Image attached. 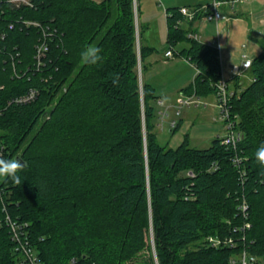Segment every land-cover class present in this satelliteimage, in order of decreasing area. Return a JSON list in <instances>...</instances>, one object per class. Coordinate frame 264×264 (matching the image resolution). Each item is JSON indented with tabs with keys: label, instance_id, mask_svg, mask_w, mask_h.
<instances>
[{
	"label": "trees",
	"instance_id": "obj_1",
	"mask_svg": "<svg viewBox=\"0 0 264 264\" xmlns=\"http://www.w3.org/2000/svg\"><path fill=\"white\" fill-rule=\"evenodd\" d=\"M166 12L168 45L186 42L176 54L197 71L180 92L215 96L217 48L187 36L193 22L176 27L178 7ZM261 41L250 80L232 77L236 146L216 137L205 149L186 139L166 148L155 133L159 96L138 80L153 48L133 0H0V158L22 162L19 184L0 180V264L22 259L6 216L27 225L42 264H231L242 250L264 263ZM89 45L100 49L96 65L81 61ZM29 90L32 100L10 104ZM211 236L233 246H211Z\"/></svg>",
	"mask_w": 264,
	"mask_h": 264
},
{
	"label": "rangeland",
	"instance_id": "obj_2",
	"mask_svg": "<svg viewBox=\"0 0 264 264\" xmlns=\"http://www.w3.org/2000/svg\"><path fill=\"white\" fill-rule=\"evenodd\" d=\"M92 1L101 2L102 0ZM210 1L176 0V4L177 6L183 4L192 6ZM162 3L163 6L156 0H133V9L135 25L139 30L141 42L143 45L153 48L146 57L151 63V69L145 66L139 71L137 66L139 83L142 80L145 82L144 79L148 77L155 84V94L166 99V93L171 96V94L177 93L181 87L183 88L192 82L196 71L183 57L175 55L182 48L187 47L186 42L174 45L173 51L175 53L173 57L164 59L163 53L170 46L167 42L165 20L167 0H163ZM233 11L236 16L220 20L217 29L214 24L207 23L206 26L198 30L201 42L206 43L209 40L211 45L218 49L221 73L223 78L226 79L228 89L232 88V81L230 80L232 74L229 76L232 66L240 65L243 55L252 59L262 51L264 0H243L234 9L228 8L226 14H233ZM202 100L207 103L206 106L184 107L181 110L178 117L179 124L173 131L168 132L166 129H159L157 120H155V133L158 144L166 148H176L186 139L189 147L205 149L211 145L213 139L223 137L225 127L217 119L218 109L214 107L216 103L215 96L211 95L202 98ZM154 106L157 109L156 104ZM258 263L264 264L263 257L258 258Z\"/></svg>",
	"mask_w": 264,
	"mask_h": 264
},
{
	"label": "built area",
	"instance_id": "obj_3",
	"mask_svg": "<svg viewBox=\"0 0 264 264\" xmlns=\"http://www.w3.org/2000/svg\"><path fill=\"white\" fill-rule=\"evenodd\" d=\"M161 6H163V0H156ZM243 0H211L208 3H201L196 6H180L178 7V13L181 20L176 22V27L182 24H187L193 22L195 25L198 22L202 23H214L217 29L218 22L222 19H227L226 11L227 9H234V7L241 3ZM11 3L19 5H29L30 0H10ZM165 15L168 16V13L165 9ZM165 16V17H166ZM188 37L195 39L199 42L200 37L196 32L189 33ZM218 42V41H217ZM207 45H211L208 41ZM46 45L43 43L37 48L36 58L40 60V55L45 52ZM218 50V49H217ZM172 48H169L164 56L167 58H172L174 55ZM251 66V59L242 56V61L240 65L232 66L231 72L233 76L240 77L244 72L248 71ZM196 71V70H195ZM197 73V71H196ZM35 92L29 90L27 93L22 96L15 97L10 104L12 103H24L32 100L34 98ZM232 95V91L228 89L226 80L222 77L216 83V94L215 100L216 103L214 107L218 109L217 119L224 125L225 134L221 138L220 143L224 146L235 147L236 144L241 139L240 132L236 129V116L230 114V107L228 105V98ZM206 106L207 103L203 102L202 98L197 97L195 94H185L180 93L177 100L173 105H165L162 101L157 100L156 106V116H157V126L159 129L167 130L168 132L174 129L177 126L179 121L178 117L181 114V110L184 107H199ZM0 148V156H1ZM234 163H238L239 160L235 157L233 159ZM191 175V174H190ZM242 209L245 210V205L242 206ZM6 227L9 230L10 240L14 244L13 249L15 253H18L22 259L17 264H42L39 260V257L32 247L29 241L28 231L26 230L27 225L23 223H18L17 221L11 220L8 216L5 218ZM249 226V225H247ZM1 227V222H0ZM208 243L211 246H233V240L231 238L220 239L218 237H208ZM231 264H259L258 258L254 255H250L245 250H242L237 255H233L230 258Z\"/></svg>",
	"mask_w": 264,
	"mask_h": 264
},
{
	"label": "clouds",
	"instance_id": "obj_4",
	"mask_svg": "<svg viewBox=\"0 0 264 264\" xmlns=\"http://www.w3.org/2000/svg\"><path fill=\"white\" fill-rule=\"evenodd\" d=\"M81 61L86 65H96L101 61L100 49L95 45H89L80 52ZM255 161L261 169H264V143L260 144L254 153ZM22 168V162L18 159L0 158V180L10 179L14 183L19 184L21 177L18 170Z\"/></svg>",
	"mask_w": 264,
	"mask_h": 264
},
{
	"label": "crops",
	"instance_id": "obj_5",
	"mask_svg": "<svg viewBox=\"0 0 264 264\" xmlns=\"http://www.w3.org/2000/svg\"><path fill=\"white\" fill-rule=\"evenodd\" d=\"M199 4H201V3H199ZM196 5H198V4H195V5H192V6H196ZM181 6H190V5H186V4H183V5H181ZM172 7H180V6H177V4H176V0H167V6H166V8H172ZM165 8V9H166ZM226 13V12H225ZM227 15V19H229V18H233L234 16H236V13L233 11V14L231 13L230 15H228V14H226ZM206 24L207 23H202V22H198V23H196L194 26H193V28L195 29V31H196V33H197V35L199 36V34H198V30H199V28H202V27H204V26H206ZM212 24H214V23H212ZM215 25V24H214ZM215 28H216V26H215ZM209 41V40H208ZM143 44V43H142ZM169 49V48H168ZM167 49V50H168ZM167 50H165L164 51V53H163V57H164V59H171V58H167V57H165L164 56V54H165V52L167 51ZM176 54V53H175ZM184 59V58H183ZM186 62H188L186 59H184ZM188 64L189 65H191L189 62H188ZM143 65H144V67L146 66V68H150L151 69V63L147 60V58H145L144 59V61H143ZM192 67H193V65H191ZM194 68V67H193ZM195 69V68H194ZM232 74V72H230V74H229V76ZM221 75H222V73H221ZM223 77V76H222ZM232 77H233V74H232ZM231 77V78H232ZM250 78H251V76H250V74L247 72V73H245V74H243L242 76H240L239 77V80L241 81V83H244V82H248L249 80H250ZM225 79V78H224ZM226 80V79H225ZM231 81H232V79H230ZM144 83H146V84H149V85H151L153 88H154V86H155V84H153V82L148 78V77H146L145 79H144ZM143 82V80L141 81V83ZM187 86V85H186ZM232 86H233V83H232ZM185 87V86H184ZM182 88V87H181ZM180 88V89H181ZM230 91H232L233 89L232 88H230L229 89ZM166 93V92H165ZM181 92H180V90L177 92V93H175V94H171V96H170V94L168 93H166L165 95H166V99H163V98H161L160 96H159V98L157 99V100H160V101H162L165 105H173L174 103H175V101L177 100V98H178V96H179V94H180ZM158 96V95H157ZM167 97H168V99H167Z\"/></svg>",
	"mask_w": 264,
	"mask_h": 264
},
{
	"label": "water",
	"instance_id": "obj_6",
	"mask_svg": "<svg viewBox=\"0 0 264 264\" xmlns=\"http://www.w3.org/2000/svg\"><path fill=\"white\" fill-rule=\"evenodd\" d=\"M137 46H138V40H137ZM139 63V62H138ZM138 68H139V71H140V67H139V64H138ZM141 83V82H140ZM140 86H141V84H140Z\"/></svg>",
	"mask_w": 264,
	"mask_h": 264
},
{
	"label": "bare ground",
	"instance_id": "obj_7",
	"mask_svg": "<svg viewBox=\"0 0 264 264\" xmlns=\"http://www.w3.org/2000/svg\"><path fill=\"white\" fill-rule=\"evenodd\" d=\"M179 14V13H178Z\"/></svg>",
	"mask_w": 264,
	"mask_h": 264
}]
</instances>
